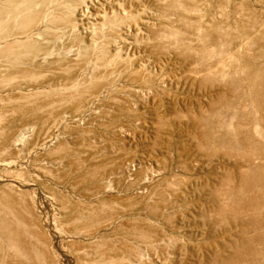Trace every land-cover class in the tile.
Wrapping results in <instances>:
<instances>
[{"label": "rangeland", "instance_id": "1", "mask_svg": "<svg viewBox=\"0 0 264 264\" xmlns=\"http://www.w3.org/2000/svg\"><path fill=\"white\" fill-rule=\"evenodd\" d=\"M0 23V264H264V0Z\"/></svg>", "mask_w": 264, "mask_h": 264}, {"label": "bare ground", "instance_id": "2", "mask_svg": "<svg viewBox=\"0 0 264 264\" xmlns=\"http://www.w3.org/2000/svg\"><path fill=\"white\" fill-rule=\"evenodd\" d=\"M26 6V5H25ZM31 7V6H30ZM32 9V8H31ZM38 19H37V17L35 16V15H33V13L32 14H30L29 16H28V19H25V21H24V25L23 26H31V25H33L36 21H37ZM0 25H1V23H0ZM1 30V29H0ZM1 32H2V30H1ZM1 35V34H0ZM98 181V180H97ZM101 181V180H100ZM99 182V181H98ZM111 183V182H110ZM103 184V183H102ZM89 185V184H88ZM92 185V184H91ZM96 187V186H95ZM88 189V188H87ZM93 189V188H92ZM99 189V188H98ZM96 191V190H95ZM90 192H91V190H90ZM88 194V193H87Z\"/></svg>", "mask_w": 264, "mask_h": 264}]
</instances>
